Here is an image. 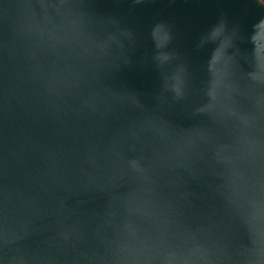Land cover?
I'll return each mask as SVG.
<instances>
[{
  "label": "water",
  "instance_id": "water-1",
  "mask_svg": "<svg viewBox=\"0 0 264 264\" xmlns=\"http://www.w3.org/2000/svg\"><path fill=\"white\" fill-rule=\"evenodd\" d=\"M261 0H0V264H264Z\"/></svg>",
  "mask_w": 264,
  "mask_h": 264
},
{
  "label": "snow or ice",
  "instance_id": "snow-or-ice-1",
  "mask_svg": "<svg viewBox=\"0 0 264 264\" xmlns=\"http://www.w3.org/2000/svg\"><path fill=\"white\" fill-rule=\"evenodd\" d=\"M253 39L259 46V48L264 49V25L260 27L259 31Z\"/></svg>",
  "mask_w": 264,
  "mask_h": 264
},
{
  "label": "clouds",
  "instance_id": "clouds-1",
  "mask_svg": "<svg viewBox=\"0 0 264 264\" xmlns=\"http://www.w3.org/2000/svg\"><path fill=\"white\" fill-rule=\"evenodd\" d=\"M261 3L264 4V0H261ZM262 25H264V18H262V19L259 21V24H258V25H254V28H257V29H258V28H260ZM254 37H255V36H254ZM254 37H253V38H254ZM253 42H255L254 39H253Z\"/></svg>",
  "mask_w": 264,
  "mask_h": 264
}]
</instances>
